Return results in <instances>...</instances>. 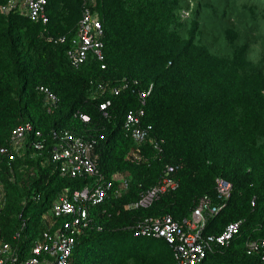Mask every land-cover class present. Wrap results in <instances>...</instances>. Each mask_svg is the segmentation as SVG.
Listing matches in <instances>:
<instances>
[{"label": "trees", "instance_id": "obj_1", "mask_svg": "<svg viewBox=\"0 0 264 264\" xmlns=\"http://www.w3.org/2000/svg\"><path fill=\"white\" fill-rule=\"evenodd\" d=\"M6 1L0 0V148L23 121L44 133L47 147L27 148L10 164L0 153L6 199L1 238L16 242L21 231L22 243L33 241L61 191L87 183L85 177L62 176L50 159L52 131L68 129L98 139L99 168L107 179L126 171L131 181L123 196L108 200V213L93 211L94 226L78 237L74 264H175L165 239L135 236L128 226L164 214L182 220L201 196L216 201L217 177L231 181L233 191L205 233L244 219L243 234L208 252L202 264L257 261L244 242L264 237V0H98L105 68L93 54L78 68L69 61L82 0L49 1L48 30L67 35L65 42L46 40L42 24L27 16L2 13ZM124 79L139 81L136 94L128 89L90 97L95 83ZM151 85L143 120L153 126L150 140L165 143L157 158L150 140L142 144L146 160L140 161L129 156L136 144L123 124L131 109L142 106L138 90ZM40 86L59 97L51 112ZM107 98L112 104L105 114L100 104ZM166 163L181 165L179 187L147 208L126 209L158 182Z\"/></svg>", "mask_w": 264, "mask_h": 264}, {"label": "built area", "instance_id": "obj_2", "mask_svg": "<svg viewBox=\"0 0 264 264\" xmlns=\"http://www.w3.org/2000/svg\"><path fill=\"white\" fill-rule=\"evenodd\" d=\"M50 0H7L1 5L4 14L18 13L29 17L43 26V37L48 41L65 42L67 35L54 36L48 30L50 15L48 11ZM82 16L67 50L69 61L74 67L84 63L89 54H93L104 63V35L105 30L99 12L98 0H82ZM138 80L124 79L118 84L99 81L93 85L90 97L97 99L108 94L120 95L131 89L137 93L135 85ZM138 90V98L142 106L131 109L124 120L123 129L136 144L130 152V157L140 161L145 159L141 145L153 136V126L144 124L147 97L153 87ZM51 112L59 102V97L47 86H40ZM112 100L107 98L101 102L100 109L107 114V108ZM84 121L90 116L81 114ZM55 145L50 149V159L58 164L62 176L85 177L87 183L78 189L64 188L54 200L52 207L43 214L44 229L33 241L22 243L21 231L14 238L16 242L7 241L0 236V264H74L73 254L78 237L87 229L94 226L93 211L100 208L98 215H105L109 208V199H117L130 189L128 172H117L111 179H107L101 172L98 163L97 145L95 137L85 138L68 129H54L52 131ZM157 157L163 152V138L150 140ZM47 147L44 133L35 128L31 121H23L16 125L9 137L7 145L0 148V153L8 163L23 155L27 148L42 152ZM146 160V159H145ZM180 164L166 163L158 182L144 190L140 197L126 204V209L147 208L162 195L176 190L180 183L177 173ZM12 170V168H11ZM216 201L209 195L201 196L189 216L182 220L175 219L170 214L148 216L137 220L128 226L135 236L165 239L172 247L175 264H202L208 252L220 246H230L237 237L243 234L244 219L234 220L225 225L219 233H205L207 223L213 219L227 205L233 191V184L224 177L216 178ZM6 203L5 190L0 173V211ZM255 205V198L252 201ZM25 224L22 227L24 229ZM101 226L99 225V228ZM248 255H257L258 260L248 264H264V237L249 238L244 242Z\"/></svg>", "mask_w": 264, "mask_h": 264}, {"label": "clouds", "instance_id": "obj_3", "mask_svg": "<svg viewBox=\"0 0 264 264\" xmlns=\"http://www.w3.org/2000/svg\"><path fill=\"white\" fill-rule=\"evenodd\" d=\"M73 37V36H72ZM133 80H137V79H133Z\"/></svg>", "mask_w": 264, "mask_h": 264}, {"label": "rangeland", "instance_id": "obj_4", "mask_svg": "<svg viewBox=\"0 0 264 264\" xmlns=\"http://www.w3.org/2000/svg\"><path fill=\"white\" fill-rule=\"evenodd\" d=\"M263 31H264V29H263Z\"/></svg>", "mask_w": 264, "mask_h": 264}]
</instances>
